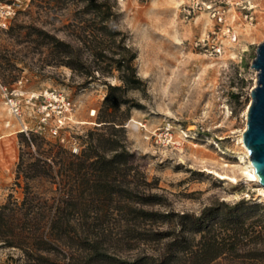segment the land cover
<instances>
[{
  "label": "rangeland",
  "instance_id": "obj_1",
  "mask_svg": "<svg viewBox=\"0 0 264 264\" xmlns=\"http://www.w3.org/2000/svg\"><path fill=\"white\" fill-rule=\"evenodd\" d=\"M93 1L109 7L110 21L135 51L134 64L145 83L144 90L127 94L130 111L124 128L132 166L127 176L116 174L121 190L130 182L136 191L134 199L155 196L151 198L155 204L144 209L160 215L197 217L205 208L214 210L221 203L227 205L223 212L230 213L237 205H264V188L248 180L247 151L242 146L246 108L257 81L252 62L264 42V0H203L206 5L221 6L239 34L231 53L219 58L193 47L195 39L213 28V21L207 9L192 10L190 0H0V20L5 18V6L12 5L15 11L6 27L0 26V85L10 89L22 79L26 91L64 90L77 104L79 124L74 133L81 151L89 134L100 132L96 118L105 83L119 84L112 77L86 74L95 66L93 37L100 27L94 15L86 12ZM245 13L253 16L251 25L244 20ZM21 132L20 120L1 100L0 205L10 194L22 200L27 184L45 201L60 181L56 172L34 179L25 176L34 149L22 144ZM37 136L44 148L68 152ZM129 207L139 208L130 206L126 197L115 196L102 210L86 214L108 219L112 239L101 253L114 263L151 255L158 245L120 241V226L132 217ZM70 217L82 215L75 212ZM145 227L152 233L171 228L167 222ZM0 264L28 263L19 249L0 243Z\"/></svg>",
  "mask_w": 264,
  "mask_h": 264
},
{
  "label": "trees",
  "instance_id": "obj_2",
  "mask_svg": "<svg viewBox=\"0 0 264 264\" xmlns=\"http://www.w3.org/2000/svg\"><path fill=\"white\" fill-rule=\"evenodd\" d=\"M88 9L100 27L93 37L95 66L86 74L112 77L119 84L105 83L106 94L96 118L100 132L89 134L86 148L78 155L44 148L37 135L20 133L22 144L34 149L25 176L34 179L56 172L60 181L45 201L28 184L22 200L8 196L0 205V243L19 249L28 264H264V205H237L230 213L223 212L227 205L221 203L214 210L205 208L197 217L160 215L144 209L155 204V196L134 199L136 191L130 182L123 190L116 183V174L127 176L132 166L124 128L130 111L127 94L144 90L145 83L134 64L135 51L110 21L109 7L93 1ZM59 44L70 48L69 44ZM115 196L126 197L130 206H139L129 207L132 217L120 226V241L155 242L158 245L153 254L114 263L101 253L112 239V229L105 216L86 214L102 210ZM75 212L82 217H70ZM166 222L171 228L165 232L152 233L145 227Z\"/></svg>",
  "mask_w": 264,
  "mask_h": 264
},
{
  "label": "built area",
  "instance_id": "obj_3",
  "mask_svg": "<svg viewBox=\"0 0 264 264\" xmlns=\"http://www.w3.org/2000/svg\"><path fill=\"white\" fill-rule=\"evenodd\" d=\"M190 1L192 10L207 9L213 21V28L195 39L193 47L210 58L230 54L231 49L238 42L239 34L228 22L221 6L206 5L203 0ZM4 8L5 18L0 20L1 27H6V20L15 14L12 5ZM244 20L251 25L253 16L245 13ZM234 56L237 55L234 54ZM22 85V79L15 82L10 89L0 85V101L2 100L8 111L20 120L21 131L49 139L73 155L80 154L82 144L79 137L75 136L77 133H74L75 125L79 124L75 120L77 104L64 90L46 88L39 91H26ZM93 114L94 111H91V115Z\"/></svg>",
  "mask_w": 264,
  "mask_h": 264
},
{
  "label": "water",
  "instance_id": "obj_4",
  "mask_svg": "<svg viewBox=\"0 0 264 264\" xmlns=\"http://www.w3.org/2000/svg\"><path fill=\"white\" fill-rule=\"evenodd\" d=\"M252 67L257 71V81L251 90L242 141L255 174L264 186V42L257 48Z\"/></svg>",
  "mask_w": 264,
  "mask_h": 264
},
{
  "label": "bare ground",
  "instance_id": "obj_5",
  "mask_svg": "<svg viewBox=\"0 0 264 264\" xmlns=\"http://www.w3.org/2000/svg\"><path fill=\"white\" fill-rule=\"evenodd\" d=\"M250 103L247 105V108H246V112H247V109L249 107ZM242 146L243 148L246 150L245 146L243 145V141H242ZM247 151V150H246ZM222 153H225V152H222ZM227 154V153H226ZM229 155V154H228ZM231 155V154H230ZM233 156L236 160L238 161H244V158L242 156H234V155H231ZM247 158H248V155H247ZM246 158V159H247ZM247 176H248V180L251 181V182H255L256 184L260 185L262 188H264V186H262L260 184V181L257 177V175L255 174V170L253 168V166L251 165L249 159H248V167H247ZM221 177L225 178V179H228L230 176H227L225 174H221ZM231 179V178H230Z\"/></svg>",
  "mask_w": 264,
  "mask_h": 264
}]
</instances>
